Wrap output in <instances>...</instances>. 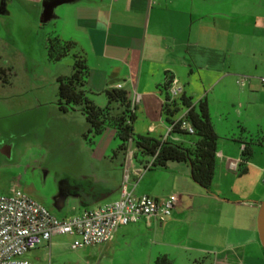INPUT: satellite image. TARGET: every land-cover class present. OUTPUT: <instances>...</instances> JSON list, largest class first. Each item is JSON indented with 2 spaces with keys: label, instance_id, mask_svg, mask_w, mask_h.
<instances>
[{
  "label": "crops",
  "instance_id": "obj_1",
  "mask_svg": "<svg viewBox=\"0 0 264 264\" xmlns=\"http://www.w3.org/2000/svg\"><path fill=\"white\" fill-rule=\"evenodd\" d=\"M52 20L56 35L75 42L85 54L94 103L105 106L104 91L117 85L128 92L137 133L185 141L168 133L162 114V86L170 78V88L179 89L180 96L193 104L206 103L210 120L230 112L241 117L264 105L258 103L264 96L259 82L264 76V0H76L55 8ZM237 152L220 147L219 173L236 177L231 173L237 168L230 169V163L238 167ZM150 171L135 166L129 153L122 170L123 176L129 175L127 189L158 201L176 195L171 216L164 222L140 220L117 228L108 243L97 245L98 255L91 256L95 264L103 259L153 264L160 254L177 264L178 259L190 264L199 255L210 264H249L255 259L249 255L259 243L255 186L244 181V195L231 191V196H220L195 184L185 163ZM85 182L75 194L79 213L117 200L123 178L114 184L96 176ZM258 187L264 196V183L259 181ZM56 236L40 247L58 254Z\"/></svg>",
  "mask_w": 264,
  "mask_h": 264
},
{
  "label": "rangeland",
  "instance_id": "obj_2",
  "mask_svg": "<svg viewBox=\"0 0 264 264\" xmlns=\"http://www.w3.org/2000/svg\"><path fill=\"white\" fill-rule=\"evenodd\" d=\"M43 1L6 0L4 8L0 7L5 14L0 16V195L10 196L14 190H20L62 218L82 209L75 194L86 185V180L96 176L110 178L113 184L119 178L122 181L124 161L131 146L120 152L119 140L112 133L88 135L80 112L63 114L58 110L57 77L71 74V57L56 63L48 61L47 36L56 33L53 20L41 23ZM263 101L264 96L258 103ZM211 123L218 136V151L228 145L240 156L239 141L261 139L262 145L252 146L246 173L233 172L236 177H232L219 173L217 166L210 192L220 196H231V191L236 196L244 195L246 181L251 188L256 187L255 195L261 202L264 196L259 193L258 184L264 178V105L254 106L241 117L233 112L223 114L222 119L213 116ZM219 160L217 156V164ZM157 186L158 190L163 188ZM62 199L65 206L58 210L56 206ZM54 240L59 245L58 254L40 247L24 258L32 264H95L91 256L98 255L99 247L72 249L75 237L67 234L57 235ZM249 255L255 257L249 264H264L259 243ZM101 264L119 263L103 259ZM178 264L186 263L178 259ZM190 264H210V260L199 255Z\"/></svg>",
  "mask_w": 264,
  "mask_h": 264
},
{
  "label": "trees",
  "instance_id": "obj_3",
  "mask_svg": "<svg viewBox=\"0 0 264 264\" xmlns=\"http://www.w3.org/2000/svg\"><path fill=\"white\" fill-rule=\"evenodd\" d=\"M46 53L48 61L53 63L71 57V74L57 77V107L61 113L80 112L87 123L88 135L100 136L107 131L111 132L119 140L118 151L126 152L128 146H131L132 161L142 169H165L173 162L187 164L192 181L204 191L210 192L216 171L218 136L204 101L193 104L184 95L172 97L170 85L173 79H168L162 86V114L165 121L170 125L189 109L185 120L192 126L193 133L175 127L171 135L189 137L180 142L161 139L149 133L140 134L134 130L135 107L127 91L108 88L104 91L106 105L99 107L93 103L87 88L89 67L86 56L75 42L49 34ZM239 142L243 147L237 171L243 174L246 173V163L253 153L252 146L262 145V141L258 139L254 142L251 139L249 142ZM153 264H174V260L170 255L160 254L154 258Z\"/></svg>",
  "mask_w": 264,
  "mask_h": 264
},
{
  "label": "built area",
  "instance_id": "obj_4",
  "mask_svg": "<svg viewBox=\"0 0 264 264\" xmlns=\"http://www.w3.org/2000/svg\"><path fill=\"white\" fill-rule=\"evenodd\" d=\"M259 82L264 85V78ZM116 88L122 87L117 85ZM170 94L177 97L180 90L170 88ZM188 110L168 125V133L175 127L193 133L192 126L185 120ZM236 168V163L231 162L230 169ZM128 180L129 175L125 172L117 200L63 219L55 217L20 190H14L10 196L0 195V264H32L24 255L48 244L55 235L74 236L71 248L81 249L108 243L119 227L140 220L147 224L151 220L164 222L171 216L178 201L176 195L163 201L135 195L127 189Z\"/></svg>",
  "mask_w": 264,
  "mask_h": 264
},
{
  "label": "water",
  "instance_id": "obj_5",
  "mask_svg": "<svg viewBox=\"0 0 264 264\" xmlns=\"http://www.w3.org/2000/svg\"><path fill=\"white\" fill-rule=\"evenodd\" d=\"M76 0H45L42 3V12H41V23L49 22L53 19L55 8L62 5H70L75 3ZM6 0H2L0 7L5 6ZM2 9V8H1ZM4 14L3 9L0 11V15ZM64 206V199H62L61 204L56 206V209L60 210ZM256 228L259 243L263 250L264 256V199L260 202L257 217H256Z\"/></svg>",
  "mask_w": 264,
  "mask_h": 264
}]
</instances>
